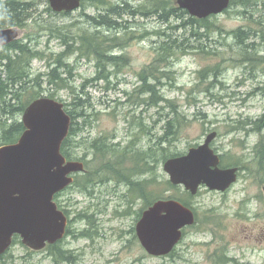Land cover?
<instances>
[{
  "label": "rangeland",
  "instance_id": "obj_1",
  "mask_svg": "<svg viewBox=\"0 0 264 264\" xmlns=\"http://www.w3.org/2000/svg\"><path fill=\"white\" fill-rule=\"evenodd\" d=\"M127 1L144 10L159 2ZM33 5L22 26L7 25L16 18L0 16L5 23L0 29L16 27L17 42L36 53L28 69L30 83L20 93L26 100L36 90L38 76L41 96L54 94L81 114L67 149L72 159L85 161L87 172L76 174L75 183L56 199L69 219L68 233L57 247L35 251L16 240L0 264H264V126L256 130L264 125V41L248 40L257 45L245 56L231 33L239 27L260 30L264 0L252 6V17L237 0L209 17L213 33L195 26L199 38L189 25L168 29L156 15L146 19L126 13L115 30L98 26L92 17L101 19L108 8L98 0H82L67 14L54 12L48 0ZM164 30L180 45L170 50L168 65L155 61L164 52ZM57 61L63 63L58 72L64 80L51 82L48 73ZM144 76L157 90L151 100V93H141ZM75 93L81 98L77 108L72 106ZM175 117V128L170 127L176 129L174 137L159 141ZM212 131L218 168L235 167L236 181L224 191L202 184L196 194L168 183L162 147L181 156ZM134 178L140 181L138 193L130 183ZM85 180L101 181L106 188L92 199L80 190L79 182ZM115 182L123 184L122 197L109 194ZM157 196L181 202L195 218L182 229L174 249L162 256L148 254L135 231L147 200ZM62 254L68 257L56 260Z\"/></svg>",
  "mask_w": 264,
  "mask_h": 264
},
{
  "label": "water",
  "instance_id": "obj_2",
  "mask_svg": "<svg viewBox=\"0 0 264 264\" xmlns=\"http://www.w3.org/2000/svg\"><path fill=\"white\" fill-rule=\"evenodd\" d=\"M198 19L218 15L230 0H174ZM82 0H48L57 13L72 12ZM16 27L0 29V46L18 38ZM24 131L19 138L0 146V255L12 245L14 235L32 250L39 251L63 239L68 217L54 199L72 185L83 170L80 160H67L61 145L69 133L71 118L64 103L48 96L31 101L23 111ZM216 132L181 156L163 162L174 185L196 194L204 184L224 191L236 181V168H218L219 155L210 144ZM193 212L175 199H159L143 210L135 231L144 250L154 256L169 254L182 238V229L194 222Z\"/></svg>",
  "mask_w": 264,
  "mask_h": 264
},
{
  "label": "trees",
  "instance_id": "obj_3",
  "mask_svg": "<svg viewBox=\"0 0 264 264\" xmlns=\"http://www.w3.org/2000/svg\"><path fill=\"white\" fill-rule=\"evenodd\" d=\"M102 3V5H108V8L105 9L106 13L101 16V19H98L97 17H92L94 20V24L100 26V25H108V27H112L115 29L120 27L121 22L119 19L123 17V14H129L132 18L135 17L137 14L140 16L150 19L152 16L156 15L162 24H166L168 29H178L183 28L186 26H190L192 30V35L200 37V34L196 31H194V27H197V30L204 29L205 33H213L211 22H209V17L198 19L196 17H193L187 13L186 10L178 7L175 4V1H169V0H159L158 3L153 4V7L147 6V9L144 10L143 7H137L131 5L127 0H117L115 3L112 2V0H98ZM237 0H230V6L236 4ZM240 5L245 7L246 13L249 17L255 16V10H250L253 5L257 4L258 0H239ZM4 6H0V16L6 15L10 18H16L15 20H11V24L7 25H15V26H22L24 25L26 18L29 17L28 9L32 6H34V0H4V2L0 3ZM229 6V7H230ZM19 11V12H18ZM12 12L11 15H7V13ZM63 14H67L69 12H62ZM115 15V18L112 19V16ZM257 20V17H256ZM173 21H179V24H175L172 26ZM261 25V29L257 30L251 27L243 28L239 27L235 30H233L231 33L233 34L234 39L236 40V44L239 47V50L241 53H244L245 56H248V53L251 48H254L256 50V45L254 44V41L248 43V40H251L252 37H257L260 40L264 41V22L259 21ZM5 26V23L0 21V27ZM217 29L215 28L214 31ZM172 33V32H171ZM172 34H168L166 30H164L161 34L162 37H164V41L161 45V47H164L162 52L159 55V58L155 60L156 62H163L165 65H168L169 59L173 57L170 50L175 49V47H179L178 45V38L173 37ZM88 36L90 38H93L94 33H88ZM87 38V37H86ZM18 39L10 42V44H6L3 46H0V118L1 116H6V119L1 120L0 119V146L3 144L13 143L15 142L21 133L24 131L23 123L21 122V119L18 118V115L20 113H23L26 106L33 101L35 98L40 97V90L41 88V79H39L38 76L35 77V86L36 90L29 93V97L26 100L22 99V94L20 93L21 90L27 86L30 81L28 80L29 76V67H30V60L36 56V53L32 51V49L28 46V44H23L20 42H17ZM184 43H182L183 45ZM189 47V45H188ZM101 58V57H100ZM116 58V57H115ZM114 58V59H115ZM113 57L106 56L105 60H111ZM57 65L50 70L48 73L49 81L54 82L56 79L64 80L61 78L60 73L58 72V69L63 64L61 61H57ZM150 65H153L150 64ZM3 67V68H2ZM165 71V70H163ZM72 76V75H71ZM96 78H99L97 76ZM105 79L108 78V76H104ZM143 85L141 87V93H151V96L149 99L151 100L154 96L157 95V90L152 86L150 83L147 82L146 76L143 78ZM66 80V79H65ZM49 97L52 96L54 98V94H48ZM160 98H163L161 96H157ZM81 105V98L78 95V93H75L73 96V107H79ZM64 109L68 113V115L71 118V124L69 128V133L67 137L64 139L61 145V153L66 157L67 160H73L68 149V142L71 139L72 135H74L78 130V123L76 121V118L78 115V111L73 110L72 108L65 107ZM177 116V115H176ZM177 119V117L173 118L172 120H169L167 122V130H165L163 137L159 139V141L168 143L172 137H174L176 133V129L170 130V127L175 128L174 121ZM9 121V122H8ZM257 122V121H256ZM255 122V124H256ZM262 126H257L256 130L260 131V128ZM255 131V130H251ZM160 144V143H159ZM104 144H101L99 147H102ZM163 154L162 159L165 161L170 156H173L174 153L170 152L168 149H165L162 147ZM150 154V153H149ZM78 174V173H76ZM75 174V175H76ZM76 180V178H74ZM74 180V183H75ZM168 183H170L168 181ZM161 199L163 197L157 196L153 199L147 200V206L151 205L152 202L156 199ZM57 199L56 196L54 198ZM166 199V198H165ZM168 199V198H167ZM60 207V206H59ZM65 212V211H64ZM66 213V212H65ZM68 226L66 230V234L68 233ZM20 240L18 235H14L13 241ZM63 240V239H62ZM60 240V241H62ZM58 241L57 243H59ZM21 242V241H20ZM56 243V244H57ZM56 244L49 245V248H56ZM60 253V251H58ZM172 255V253H171ZM2 256V255H0ZM68 256H64L63 254L60 255L56 260H63Z\"/></svg>",
  "mask_w": 264,
  "mask_h": 264
},
{
  "label": "flooded vegetation",
  "instance_id": "obj_4",
  "mask_svg": "<svg viewBox=\"0 0 264 264\" xmlns=\"http://www.w3.org/2000/svg\"><path fill=\"white\" fill-rule=\"evenodd\" d=\"M84 159V158H83ZM82 163H83V170L82 171H80L79 173L80 174H85L86 172H87V170H86V165H85V161L84 160H80ZM78 173V174H79ZM104 182H107V181H103V183ZM111 182H112V179H110L109 181H108V183L107 184H111ZM97 183H100V185L98 186V187H95V188H93V189H88V187L89 186H95ZM130 183L131 184H134L135 185V187L133 188V193H138V188H137V186H138V184L140 183V181L137 179V178H134V179H131L130 180ZM143 183H141L140 185H142ZM73 185V184H72ZM72 185H70V186H72ZM70 186H68V187H66L65 189H63L62 191H60V192H58L57 194H55V196H56V198L60 195V194H62V193H65V191L70 187ZM79 186H80V188H81V186L82 187H84L83 189L81 188L80 190H84V194H88L89 195V197L90 198H92V199H94V198H96L97 196H98V192H100V188H102V187H105L106 188V186H103L102 184H101V181H98V180H89V181H83V182H79ZM122 188H123V184H122V182H120L119 184H117L116 182L114 183V187L111 189V192L109 193L111 196H118V197H122L123 196V192H122ZM128 189L129 190H131L132 191V186L130 185V184H128ZM54 196V197H55ZM84 212H81V214H83ZM142 213V212H141ZM84 214H86V213H84ZM68 217V216H67ZM68 221H69V219H68ZM67 226H68V222H67ZM66 236V235H65ZM56 244V243H55ZM53 245V244H52ZM47 246H49V245H47ZM46 246V247H47Z\"/></svg>",
  "mask_w": 264,
  "mask_h": 264
},
{
  "label": "bare ground",
  "instance_id": "obj_5",
  "mask_svg": "<svg viewBox=\"0 0 264 264\" xmlns=\"http://www.w3.org/2000/svg\"><path fill=\"white\" fill-rule=\"evenodd\" d=\"M34 10V9H33ZM229 10V9H228ZM19 12V11H18ZM82 21V20H81ZM53 25V24H52ZM146 31V30H145ZM172 34V33H171ZM107 36V35H106ZM10 44V43H9ZM96 77V76H95ZM41 96V95H40ZM52 97V96H51ZM214 150V149H213ZM219 154V153H218ZM80 174V173H79ZM170 182V181H169ZM170 184H172V183H170ZM20 239V238H19Z\"/></svg>",
  "mask_w": 264,
  "mask_h": 264
}]
</instances>
